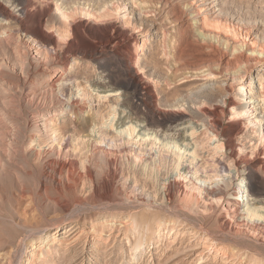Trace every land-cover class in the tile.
<instances>
[{
  "label": "rangeland",
  "instance_id": "rangeland-1",
  "mask_svg": "<svg viewBox=\"0 0 264 264\" xmlns=\"http://www.w3.org/2000/svg\"><path fill=\"white\" fill-rule=\"evenodd\" d=\"M2 1L5 0H0V3H5ZM30 1L39 4L38 9H32L35 12L49 11L48 27L44 30L52 31L56 38L59 36L52 26H60L63 21L60 11L56 9L58 4L60 7L76 10V17L73 19L75 23L90 21L101 28L114 25L125 29L128 34L137 35L138 50L142 49V41L147 38L142 65L144 64L143 72L149 78L152 77L150 82H153L152 87L154 86V92H157L155 95L159 98L156 107L150 100L139 104L131 95L119 92L116 98L111 97L108 102L93 105L94 110L95 107L102 108L105 114L109 113L108 108L112 103H120L131 109L137 117L149 115V107H155L154 110H160L167 117H172L175 110H183L198 122L207 121L208 115L204 110H212L217 101L233 99L237 104L245 103V94L241 90L249 88L257 73V65L260 64L258 62L264 60V0H59V3L56 2L58 0ZM101 7L110 9L107 17L95 18L87 14L91 10H100ZM174 18L177 19L176 23H172ZM1 19L0 17V34L4 32V35H0V264H17L19 259V264H45L36 255L30 258V249L38 246L39 243L36 242L39 236L52 234L56 228L60 231L54 243L56 250L61 252V256L67 250L66 254H70L69 260L65 263L61 261L60 264H253L256 257L259 258L257 264H264V218L262 220L261 217H251L240 221L226 216L231 203L240 200L234 195L237 192L236 186L228 187V195L220 202L212 198L210 201L203 191H198L195 195V191L192 199L175 197L165 202L156 201V205L150 206L146 201L147 195H144L147 204L144 202V206L131 211L137 204L131 200L134 196H131L129 201H121L112 194L110 202L103 197L104 189L103 192L100 190V197L89 192L86 194L82 190V182L75 194V191L68 190L64 185L58 188L52 179L45 178L44 161H57L58 155L54 151H48L37 160L32 151L35 145L31 147L29 138L33 133L44 132L43 128L38 129V123L33 119L37 115L36 112L47 104H55L63 99L48 93V86L44 82L47 75L43 77L38 74L41 67L47 68L59 61L45 53L34 54L27 45L19 42V24ZM25 25L30 29L35 27L31 21H26ZM161 25H165L166 32L171 33V39L163 40L155 32ZM146 31L151 35L145 37ZM81 32L85 40L97 44V40L90 37L86 31L82 29ZM64 51L65 48L60 44L58 52L61 59ZM134 65L133 62L128 67H120L112 60L111 67L102 68L103 66L96 63L84 61L80 63L79 69L74 71V78L78 79L81 86H93L102 74L104 83L109 85ZM140 66L137 69L140 70ZM256 88H259V84ZM33 89L37 91L34 92ZM230 113L234 112L227 107L223 127L227 129L236 121L240 127L243 126L241 135H237L235 141L245 149L247 158L253 157L256 149L258 152H264V141L261 139L259 127L254 129L247 126L242 116H236L234 119ZM259 113L261 115L260 110ZM88 115L89 111H85L81 116H74L70 129L80 134L90 126V119H86ZM152 122L149 123L154 128L158 129L161 125L156 123L157 121H154V124ZM103 125L105 130H115L117 127L115 125L112 128L109 121ZM85 151L81 150V154L75 155V158L74 154H69L66 158L76 160L79 156L81 158L90 154ZM88 165L94 173V178L100 181L104 175V160L95 157ZM163 168L160 167V170ZM163 170L165 173L167 169ZM70 175L72 174L65 172L61 178L66 185L74 184ZM156 175L153 179L157 181V185L153 179V182L147 184L151 192L154 191L153 186H156L155 190L160 191L165 184L162 178ZM258 175V181L263 186L258 192V197L264 199V171L261 170ZM148 188L145 190L148 191ZM113 200H116L115 203ZM133 212L138 222L144 220L154 225L161 222L164 229L162 241H155V246L147 248L138 258L132 246L139 237L137 230L129 232V238L121 236L122 231L119 232L131 223L126 220ZM228 219L233 225L232 231L224 226V223L229 222ZM104 222H113L116 225L110 230L105 229V243L103 242L102 250L99 251L92 242L96 236L91 234L95 232L94 229L102 230L100 226H103L101 224ZM76 226L79 229L74 235L81 233L82 237L77 243H72L74 235L70 237L68 232H63L68 227L74 229ZM174 227L179 231L176 235L172 232ZM111 231L115 234L109 237ZM150 235V232H145L142 236L146 239ZM154 236L157 239L158 236ZM53 240L52 237L46 239L41 247L42 253L53 245ZM205 242L211 243L212 249H207ZM35 243L37 245H34ZM222 246L226 248L227 256L218 254V249ZM231 255H236L238 260L231 262ZM71 259L73 261L70 262Z\"/></svg>",
  "mask_w": 264,
  "mask_h": 264
},
{
  "label": "bare ground",
  "instance_id": "bare-ground-1",
  "mask_svg": "<svg viewBox=\"0 0 264 264\" xmlns=\"http://www.w3.org/2000/svg\"><path fill=\"white\" fill-rule=\"evenodd\" d=\"M2 2L5 3H0V17L9 21V23L19 24L20 28H18L19 30L17 29L19 31V42L27 45L29 50L33 51L36 55H38V53H45L59 61L56 62L57 64L53 63L50 67H41L38 74H42L43 77L47 75L46 81L44 82L48 86V93L50 92L51 94L57 95L56 97L61 96L63 99L55 104H47L43 106L42 110L36 112L37 115H35L33 119L38 123V129L43 128L44 132L43 134L33 133L34 135L32 134L29 138L31 147L35 145V148L32 147V151L37 160H40L41 156H44V153L46 154L48 151H54L58 155L57 161L53 159L45 160L44 163L42 162L45 178L52 179L58 188L64 185L68 190L75 191V194L79 185L83 182L82 190L86 194L89 192L100 197V193L104 189L103 197L109 200L111 196H113L112 194L121 201H129L130 197L134 196L135 200L134 198L131 200L137 202V204L131 208L133 210L130 209L131 211L138 210L144 206V195H147L146 201L150 206L156 205L154 204L157 203L156 201L165 202L175 197H185L188 199L191 197L192 199L195 191V195L198 191H203L209 200L212 198L220 202L228 195L226 191L227 188L236 186L237 192L234 193V195L238 196L240 200L237 199L235 202L231 203V208L227 209L226 216H229L232 220L240 221L251 219V217H261L263 220L264 199L258 197V192L263 189V186L262 183L258 181V176L260 175H258V173L261 170L264 171V152H258L257 149L255 151L253 150V157L247 158L248 155L245 153V149L239 146V143L237 144L235 141V137L241 135L243 126L240 127L239 124H236V121L235 124H231L227 129H224L223 121H225L224 116L226 114V108L230 107L234 112L230 113L232 118L234 117L235 119L236 116H242L245 120V125L252 126L253 128L259 127L260 129L258 128V130L261 132V139L264 141V60L258 62L260 64L257 65V67L259 66L256 70L257 73L255 77L252 78L249 88H242L241 90L245 94L243 96V101L245 103L237 104V102H235L236 100L234 101L233 99L229 101H217L212 110L205 107L207 110H204V112L207 113L208 119L205 118L207 121L204 122H198L183 110H179L180 112L175 110L173 114L171 113L172 117H167L164 113L160 112V110H154L159 98L157 99V94L155 95L157 92H154V86L152 87L153 82H150L152 77L149 78V76L143 72L144 64L142 65V62H144V48L147 38L142 41V49L138 50L139 37L137 35L128 34V32H125V29L124 31L122 28H118L114 25L101 28L90 21H80L79 23L76 21L77 23H75L73 19L75 16L74 11L76 10H71L63 6L60 7L59 4L56 6V9L60 11L63 21L60 26H52V28L55 29V31H53L59 36L56 38L52 31L47 32L44 30L45 27H48V10L35 12L32 9H38L39 4L30 0H5ZM56 2L59 3V0ZM109 10L110 9L107 7L103 9L101 7L100 10H91L87 12V14L93 15L95 18H105L109 15ZM26 21L33 22L35 24V27H33L34 29H30L26 26ZM176 22L177 19L174 18L172 23ZM164 27L166 26L164 25ZM164 27L161 25L159 29L155 31L163 40L171 37V33L168 31L166 32ZM82 29L86 31L90 37L92 36L96 39L97 44H91L85 40L81 32ZM150 32L152 31L150 30ZM2 35H4V32ZM144 35L147 37L151 34L146 31ZM60 44L65 48L62 59L58 52ZM102 59L105 61L100 62L103 61ZM112 60L115 61V65L120 67H128V65L133 62L135 65L131 69H127V73H123L122 76L120 75L121 77H118L109 85L104 83L102 74L99 80L96 79V82L93 81V86L92 84L81 86V84L78 83V79L74 78V71L79 69L81 62L87 61L103 66L102 68H104V66L109 68L111 67ZM139 65H141L140 70L137 69ZM110 78H108L109 81ZM256 79H258V81ZM258 84L259 88H256ZM33 91L36 92L37 90L33 89ZM119 92L131 95L137 99L139 104L140 102L144 104L146 100H150L155 107H149L150 114L142 117H137L131 109L124 107V104L120 105V103L108 105V109H110L108 114H105L102 108L95 107L94 110L93 105L95 103L101 104L104 101L108 102L111 97L116 98ZM33 99L35 100V97ZM248 99L249 102H247ZM117 102L119 101L117 100ZM201 103L202 102H200V104ZM199 105L198 107L200 108ZM92 110L94 111L91 113ZM259 110L261 111V115ZM85 111H89V115L86 119H90V126L86 127L80 134H77L73 129H70L74 121V116H81ZM106 121L110 122L112 128L116 125V129L105 130L102 126H104L103 124ZM150 121H157L156 123L159 122L161 125L160 127L157 126L159 127L158 129L156 127L154 128L153 125L150 126ZM59 124H62V126L60 127ZM254 131L256 133V130ZM81 150H86L88 151L87 153L90 154L87 156L82 154V157H84H81L82 159L79 158L80 156L77 157L81 160H68V158H66L69 154H74L73 158H75V155L81 154ZM95 157L104 160V175L100 181L94 178V173L88 165L90 160ZM160 167H164L163 169L166 168L168 171L166 170L164 173V170H160ZM65 172L72 174L70 176H72L71 180L74 184L66 185L61 180ZM155 174H157L156 176H158V178H162L165 184L160 191L155 190L156 186H153L152 188L154 191L151 192L147 184L151 181L153 182ZM154 181L155 183L157 182L156 180ZM146 188L149 190H145ZM134 215V212L133 214L130 213L126 222L131 223L125 226L123 225L124 228L121 230L119 229V232L122 231L120 235L129 238L128 233L137 230L139 237L135 245L132 243V246L138 258L144 254L147 248L155 246V241H162L161 236L164 233V229L162 228L163 224L161 222L155 225L147 221L144 222V220L138 222ZM262 220L260 222H262ZM112 223L104 222L101 224L103 226H100L102 230L94 229L95 232L91 234L97 237H93L92 240L97 250H102L101 246H103L104 242L103 234L105 229L110 230V228L114 227L113 225H116ZM224 226L229 231L233 229L230 220L224 223ZM236 226L237 225H235V227ZM78 229L79 227L77 228V226L74 229L68 227V229H64L65 232L63 233L68 232L69 235H67L71 237ZM57 230L58 228H56L52 234L45 237L39 236L36 242L37 244L39 243L38 246H34L30 249V253L32 254L30 258L36 255L40 258L39 260H42L45 264H60L61 261L65 263L69 260L68 256L70 254H66L68 250L61 256V252L56 250L54 246L56 235L60 232ZM145 232H150V237L144 239L142 235ZM172 232L173 235H176V232L179 231L174 227ZM114 234L115 232L111 231L109 237ZM154 235L158 236L157 239ZM51 237L54 239L52 242L53 245L50 247L48 246L49 248L46 252L42 253V244H44L46 239ZM81 237V233L74 235L72 243H77L80 241ZM176 238L177 236L175 239ZM36 243L34 245H37ZM205 243L208 245L207 249H212L211 243ZM69 248L71 247L69 246ZM218 254L227 256L228 253L226 252V248L222 246L218 249ZM258 259L259 258L256 257L253 264H257L259 262ZM20 260L21 259L17 261V264H19ZM236 260H238L236 255L230 258L231 262H235ZM71 261H73V259H71L70 262ZM239 263H241V260Z\"/></svg>",
  "mask_w": 264,
  "mask_h": 264
}]
</instances>
